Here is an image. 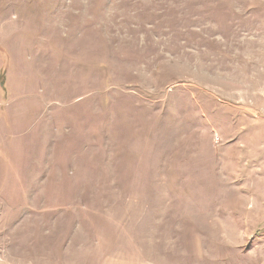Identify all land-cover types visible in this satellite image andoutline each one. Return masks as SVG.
<instances>
[{
	"label": "rangeland",
	"instance_id": "1",
	"mask_svg": "<svg viewBox=\"0 0 264 264\" xmlns=\"http://www.w3.org/2000/svg\"><path fill=\"white\" fill-rule=\"evenodd\" d=\"M0 251L264 264V0H0Z\"/></svg>",
	"mask_w": 264,
	"mask_h": 264
},
{
	"label": "crops",
	"instance_id": "2",
	"mask_svg": "<svg viewBox=\"0 0 264 264\" xmlns=\"http://www.w3.org/2000/svg\"><path fill=\"white\" fill-rule=\"evenodd\" d=\"M8 258H9V252H7V251H0V264H6V260ZM25 258H27V257H25Z\"/></svg>",
	"mask_w": 264,
	"mask_h": 264
}]
</instances>
